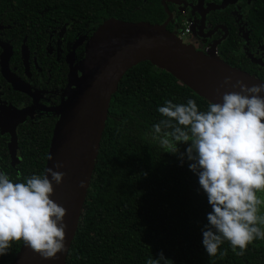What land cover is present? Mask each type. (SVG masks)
Listing matches in <instances>:
<instances>
[{
    "label": "trees",
    "instance_id": "1",
    "mask_svg": "<svg viewBox=\"0 0 264 264\" xmlns=\"http://www.w3.org/2000/svg\"><path fill=\"white\" fill-rule=\"evenodd\" d=\"M245 17L254 33L264 29V0H251ZM109 19L160 25L176 36L182 29L180 24L175 32L168 29L170 21L160 0H0V25L8 27L17 43L24 37L26 45L41 52L62 29V39L70 43L79 36L86 39ZM208 21L214 22L212 16ZM222 21L228 25L222 15L215 19ZM234 41V35L227 36L213 54L264 82V68L251 64ZM77 51L74 65L83 56L81 47ZM62 72L64 64L61 76ZM67 78L68 74L66 83ZM188 99H194L201 111L207 110L208 101L147 61L121 76L109 99L86 196L63 264H146L161 252L171 264H264V240L259 239L243 256L234 254L225 241L219 252L226 255L221 258L218 252L209 257L202 229L212 209L198 177L188 162L181 166L177 156L151 138L152 126L162 119L158 107L166 100L186 104ZM54 124L50 121L39 133L36 129L38 134L20 148L21 182L42 175ZM185 147L180 145L181 151ZM28 152L38 155L34 161ZM21 244L14 242L9 253L0 256V264H9Z\"/></svg>",
    "mask_w": 264,
    "mask_h": 264
},
{
    "label": "clouds",
    "instance_id": "2",
    "mask_svg": "<svg viewBox=\"0 0 264 264\" xmlns=\"http://www.w3.org/2000/svg\"><path fill=\"white\" fill-rule=\"evenodd\" d=\"M225 85L239 91L224 92L222 102H210L206 111L194 99L186 104L166 100L158 107L162 119L150 133L181 166L188 162L198 177L212 209L202 229L209 257L217 256L225 241L234 254L243 256L255 240H264V198L259 195L264 193V83L249 87L226 77L221 87ZM62 167L54 164L55 169ZM54 168L23 182L0 172V256L7 255L14 242H23L44 259L65 250L67 210L51 198L53 182L62 184L65 173ZM219 255L223 258L226 252ZM171 262L161 252L146 264Z\"/></svg>",
    "mask_w": 264,
    "mask_h": 264
},
{
    "label": "water",
    "instance_id": "3",
    "mask_svg": "<svg viewBox=\"0 0 264 264\" xmlns=\"http://www.w3.org/2000/svg\"><path fill=\"white\" fill-rule=\"evenodd\" d=\"M82 42V59L77 65H69L63 98L55 109L57 119L42 172L54 168L55 163L63 164L54 168L65 176L62 184L53 182L51 198L67 210L65 250L55 258L44 259L22 242L9 264H63L86 196L109 99L128 69L147 61L209 103L222 102L224 92L239 91L229 85L221 87L226 77L249 87L264 83L224 64L213 54L214 44L208 53L197 51L156 24L109 19L86 39L78 37L74 47ZM81 182L84 187H80Z\"/></svg>",
    "mask_w": 264,
    "mask_h": 264
},
{
    "label": "flooded vegetation",
    "instance_id": "4",
    "mask_svg": "<svg viewBox=\"0 0 264 264\" xmlns=\"http://www.w3.org/2000/svg\"><path fill=\"white\" fill-rule=\"evenodd\" d=\"M160 1L166 9L170 31L186 23L192 44L200 48L214 44V49L227 36L234 35L238 51L254 66L264 68V29L254 33L245 17L251 0ZM220 15L227 26L223 21L215 22ZM209 16L213 23L208 21ZM62 32L63 29L55 37L52 35L41 52L26 45L24 37L17 43L8 27L0 25V172L13 182H21L19 163L24 160L21 149L27 147V138L29 141L35 137L50 121L54 124L69 65L74 66L80 55L77 48L83 51V42L75 47L77 38L65 43ZM62 64L65 72L61 76ZM39 144L35 152H39ZM27 154L33 161L38 156L34 152Z\"/></svg>",
    "mask_w": 264,
    "mask_h": 264
},
{
    "label": "built area",
    "instance_id": "5",
    "mask_svg": "<svg viewBox=\"0 0 264 264\" xmlns=\"http://www.w3.org/2000/svg\"><path fill=\"white\" fill-rule=\"evenodd\" d=\"M181 26H182V29L179 31L177 36H179L180 38H187L189 42H192L191 41L192 39H190V36H189V33H190L189 26L186 23H182ZM200 49L207 51V52L209 51V48L207 46H202Z\"/></svg>",
    "mask_w": 264,
    "mask_h": 264
},
{
    "label": "rangeland",
    "instance_id": "6",
    "mask_svg": "<svg viewBox=\"0 0 264 264\" xmlns=\"http://www.w3.org/2000/svg\"><path fill=\"white\" fill-rule=\"evenodd\" d=\"M184 44L187 45H192L194 47V49H196L197 51L203 52V53H208L207 51L201 50L200 47L198 45L192 44L191 42H189L187 40V38H180L179 36H177ZM262 198H264V193H260L259 194ZM262 214H264V208L261 209Z\"/></svg>",
    "mask_w": 264,
    "mask_h": 264
}]
</instances>
